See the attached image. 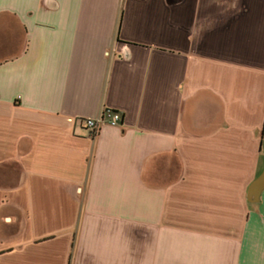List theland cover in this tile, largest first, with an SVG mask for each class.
<instances>
[{"label": "crops", "instance_id": "0c3cea01", "mask_svg": "<svg viewBox=\"0 0 264 264\" xmlns=\"http://www.w3.org/2000/svg\"><path fill=\"white\" fill-rule=\"evenodd\" d=\"M263 121L264 0H0V264H264Z\"/></svg>", "mask_w": 264, "mask_h": 264}, {"label": "built area", "instance_id": "2783aa9c", "mask_svg": "<svg viewBox=\"0 0 264 264\" xmlns=\"http://www.w3.org/2000/svg\"><path fill=\"white\" fill-rule=\"evenodd\" d=\"M86 126L92 130L98 129L102 124L107 123L110 125H118L121 120V114L119 111L105 108L97 117H85L83 118Z\"/></svg>", "mask_w": 264, "mask_h": 264}, {"label": "water", "instance_id": "95a60500", "mask_svg": "<svg viewBox=\"0 0 264 264\" xmlns=\"http://www.w3.org/2000/svg\"><path fill=\"white\" fill-rule=\"evenodd\" d=\"M264 189V167L258 176L250 183L247 189V199L258 201L261 191Z\"/></svg>", "mask_w": 264, "mask_h": 264}, {"label": "trees", "instance_id": "16d2710c", "mask_svg": "<svg viewBox=\"0 0 264 264\" xmlns=\"http://www.w3.org/2000/svg\"><path fill=\"white\" fill-rule=\"evenodd\" d=\"M262 131L264 132V121H263V128H262ZM1 253V252H0Z\"/></svg>", "mask_w": 264, "mask_h": 264}, {"label": "rangeland", "instance_id": "374dc122", "mask_svg": "<svg viewBox=\"0 0 264 264\" xmlns=\"http://www.w3.org/2000/svg\"><path fill=\"white\" fill-rule=\"evenodd\" d=\"M15 222V221H14Z\"/></svg>", "mask_w": 264, "mask_h": 264}]
</instances>
